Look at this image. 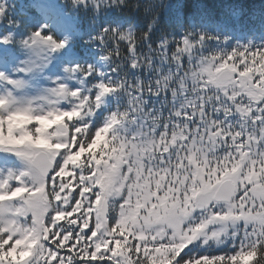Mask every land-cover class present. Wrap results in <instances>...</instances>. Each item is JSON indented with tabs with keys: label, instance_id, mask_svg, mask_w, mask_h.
<instances>
[{
	"label": "snow or ice",
	"instance_id": "6c2138e0",
	"mask_svg": "<svg viewBox=\"0 0 264 264\" xmlns=\"http://www.w3.org/2000/svg\"><path fill=\"white\" fill-rule=\"evenodd\" d=\"M0 264H264V0H0Z\"/></svg>",
	"mask_w": 264,
	"mask_h": 264
},
{
	"label": "trees",
	"instance_id": "16d2710c",
	"mask_svg": "<svg viewBox=\"0 0 264 264\" xmlns=\"http://www.w3.org/2000/svg\"><path fill=\"white\" fill-rule=\"evenodd\" d=\"M254 10L258 11L261 7L262 0H250Z\"/></svg>",
	"mask_w": 264,
	"mask_h": 264
}]
</instances>
